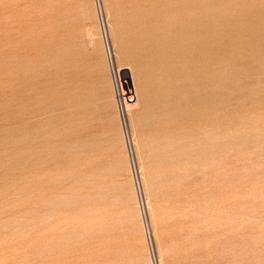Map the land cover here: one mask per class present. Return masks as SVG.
I'll return each instance as SVG.
<instances>
[{
	"label": "rangeland",
	"instance_id": "374dc122",
	"mask_svg": "<svg viewBox=\"0 0 264 264\" xmlns=\"http://www.w3.org/2000/svg\"><path fill=\"white\" fill-rule=\"evenodd\" d=\"M0 264H264V0H0Z\"/></svg>",
	"mask_w": 264,
	"mask_h": 264
},
{
	"label": "bare ground",
	"instance_id": "6f19581e",
	"mask_svg": "<svg viewBox=\"0 0 264 264\" xmlns=\"http://www.w3.org/2000/svg\"><path fill=\"white\" fill-rule=\"evenodd\" d=\"M202 32V31H201ZM208 34V33H207ZM193 35V34H192ZM66 65V64H65ZM73 78V76H72ZM76 79V78H75ZM131 90V89H130ZM71 93V92H70ZM127 95V94H126ZM131 102H135V99H132ZM134 105V104H133ZM119 116L124 120V114L127 113L128 109L131 108V104H127L125 101L120 103L118 106Z\"/></svg>",
	"mask_w": 264,
	"mask_h": 264
},
{
	"label": "built area",
	"instance_id": "2783aa9c",
	"mask_svg": "<svg viewBox=\"0 0 264 264\" xmlns=\"http://www.w3.org/2000/svg\"><path fill=\"white\" fill-rule=\"evenodd\" d=\"M126 97L127 98H125V100H127L128 103H131L132 98H131L130 93L128 95H126Z\"/></svg>",
	"mask_w": 264,
	"mask_h": 264
}]
</instances>
